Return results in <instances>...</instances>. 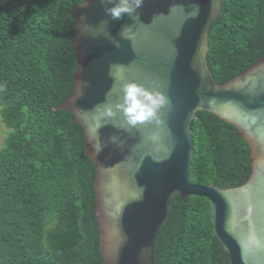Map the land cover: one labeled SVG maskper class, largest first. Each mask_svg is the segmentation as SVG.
I'll return each mask as SVG.
<instances>
[{
  "label": "water",
  "instance_id": "95a60500",
  "mask_svg": "<svg viewBox=\"0 0 264 264\" xmlns=\"http://www.w3.org/2000/svg\"><path fill=\"white\" fill-rule=\"evenodd\" d=\"M222 2L144 0L138 19L121 20H111L104 9L113 5L101 0L70 10L74 90L55 110L74 116L96 169L102 264H155V241L175 196L209 201L213 235L227 264H264V57L216 83L209 35ZM128 82L168 97L162 123L132 128L122 113L104 116L108 105L115 110L122 102ZM198 112L233 126L248 145L252 171L242 186L191 183V123Z\"/></svg>",
  "mask_w": 264,
  "mask_h": 264
},
{
  "label": "trees",
  "instance_id": "16d2710c",
  "mask_svg": "<svg viewBox=\"0 0 264 264\" xmlns=\"http://www.w3.org/2000/svg\"><path fill=\"white\" fill-rule=\"evenodd\" d=\"M84 0H0V264H102L96 169L82 128L60 107L77 70L70 15ZM264 57V0H223L209 35L218 85ZM192 184L237 188L250 177L248 145L231 125L198 112L191 123ZM210 203L173 197L155 264H227Z\"/></svg>",
  "mask_w": 264,
  "mask_h": 264
},
{
  "label": "clouds",
  "instance_id": "9594fccd",
  "mask_svg": "<svg viewBox=\"0 0 264 264\" xmlns=\"http://www.w3.org/2000/svg\"><path fill=\"white\" fill-rule=\"evenodd\" d=\"M101 2L113 5L104 9L111 20H121L125 15L138 19L136 13L143 6L144 0H101ZM122 92V102L114 105L115 110L112 105H108L105 109L106 118H113L117 113H122L126 124L132 128L145 123L156 125L162 123L161 109L169 103L166 95L158 90H148L135 82L124 83Z\"/></svg>",
  "mask_w": 264,
  "mask_h": 264
},
{
  "label": "rangeland",
  "instance_id": "374dc122",
  "mask_svg": "<svg viewBox=\"0 0 264 264\" xmlns=\"http://www.w3.org/2000/svg\"><path fill=\"white\" fill-rule=\"evenodd\" d=\"M8 133V129L4 126L0 115V150L4 146V142Z\"/></svg>",
  "mask_w": 264,
  "mask_h": 264
}]
</instances>
